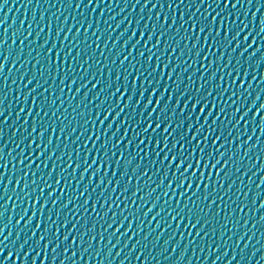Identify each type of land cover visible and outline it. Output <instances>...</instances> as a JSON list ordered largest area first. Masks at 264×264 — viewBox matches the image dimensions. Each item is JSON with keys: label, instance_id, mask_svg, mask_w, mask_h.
<instances>
[{"label": "snow or ice", "instance_id": "obj_1", "mask_svg": "<svg viewBox=\"0 0 264 264\" xmlns=\"http://www.w3.org/2000/svg\"><path fill=\"white\" fill-rule=\"evenodd\" d=\"M149 2L150 0H145L143 8H148ZM189 2L196 11L191 13L187 21L184 19V13L181 12L178 26L176 9L184 5L185 0H179L178 3L172 0L168 3L167 7L172 13L171 18L165 16L161 19L160 14L157 13L156 21L159 22V31L157 24L149 25L147 21L140 27L141 19L139 18L130 21L125 17L119 21L116 28L128 21L127 26L120 33L121 37L128 34V27H132L133 30L127 35V39L123 41L111 63L105 62L102 66L99 60L94 64L89 63L92 55L87 54L88 50H91L93 55L96 50L92 44L86 43L89 29L94 28L92 22H88L85 26L76 21L68 27L67 32L62 26L58 27L57 39L62 32H65L59 47L53 40L51 46L46 48L48 37L45 36L44 42L39 45L40 51L34 58L35 63H33L31 73L22 72L20 75L21 81L27 78V82L22 90H18L22 91L23 95L22 98L17 96L20 107L16 116L18 121L20 115L26 113L21 128H24L27 136L21 134L16 148L24 144L27 139L28 154L25 155V150L21 148L18 153L20 158L16 159L12 151H9V162L16 159L12 174L22 172V175L17 176L15 181L9 178L4 183L2 194H0V199H3L7 195L8 185L12 184L13 195L18 189L20 196L17 200L25 205L16 220L19 230L13 241L14 245L20 241L21 234L25 232V229H29L32 221L35 220L36 223L34 229L30 230L31 234L26 235L25 239L18 243L15 253L9 250L5 255L0 249V264H9V261L11 264H17L18 261L20 264H26L33 250L31 244H34L35 249L40 250L32 256L31 264H37V259L40 260V264H49V251L51 252L50 264H56L60 252H63L66 259H61L59 264H67V261L80 264V260L92 249L94 241L98 245L94 256H99L103 248H107L108 255H111V248L103 244L104 240L107 239L108 244H111L112 237H116L119 243L125 235H128L129 240L132 236L139 235L141 228L138 221L141 217L138 214L150 198L151 207L144 212L143 219H147L149 213H153L159 204L158 210L148 220V223L156 221L157 228L161 227V221L157 218L166 216L170 221L167 224L168 228L172 227L171 222H175L176 230L184 224L186 228L195 230V237L200 238L201 243L205 236L215 231V225L211 229L208 225L216 221L219 216L220 208L217 201H223L236 186V180L230 178L239 174L238 178L242 181L249 171L256 168V164L253 163L245 170L243 161L248 158L249 153L258 148L259 155L255 157V160L264 161V148H260V137L264 136V115H261L264 111V103H260L253 111L256 101L261 98L260 93L253 97L247 107L244 103L251 95L252 88L251 83L247 87L244 83L249 78L248 64L258 54L264 52V44H257L256 40V36L264 34V15L259 18L258 31L255 36L250 30V25L257 20V13L260 12L261 7H264V4H260L257 0L259 6L252 13V20L245 23L240 20L238 8L240 0H223V7H221V0H189ZM246 2L251 3V0H246ZM136 3H139V0H136ZM82 4L83 0H77L75 7L79 9ZM157 6L163 8L160 0H156L152 8ZM88 7L95 12L96 8L101 7V3L87 0V5H84L85 10ZM201 7H204L203 13H200ZM152 8L149 9V13ZM198 13L199 18L194 19ZM100 15L103 16V11ZM243 15L247 16V11ZM40 20L43 24V15ZM148 20H151V15ZM23 23L21 21L22 26ZM45 27L51 33V21L36 30L32 43H36L41 33L45 31ZM73 28L76 30L73 40H78L81 28H83L85 37L83 43L86 44V48H80L78 42L67 45L68 51L65 52L64 41L68 40V33H71ZM99 31V21H97L92 31V35L97 37L96 41H93L96 48H99V36H97ZM182 31L183 35H181ZM6 32L7 29H5ZM30 36H32L31 24L27 35L20 40V51L6 52L3 56L4 62L11 57L15 64V61L21 58L25 41ZM154 36L155 43H152ZM109 38H111L110 35ZM161 41H163L162 47ZM189 41H191L190 45ZM3 43L4 41H0V47ZM254 45L255 49L249 51ZM74 47L77 48L75 57L72 56L71 51ZM125 47L128 48V54L120 59ZM137 48L139 51H136ZM214 49L220 51L219 56L216 55ZM169 50L170 54L165 57V53ZM33 51L35 49L29 46L27 54L31 56ZM134 51H136L135 57H133ZM81 52L85 53V59L78 67H84V71L77 77L72 65L77 64ZM177 52L179 54L173 64L172 54ZM101 56H104L103 51H101ZM186 56L191 58V63L183 59ZM117 60H119L118 65ZM262 60H257V65ZM198 61L200 68L196 67ZM205 61H207V67L204 64ZM221 61H223V66L214 68ZM125 62H128L127 68L124 67ZM27 63L29 61L25 60V64ZM181 64L185 65L182 69H180ZM37 65L40 67L37 68ZM94 67L95 71H93ZM189 69H191V74L187 76L185 82L183 77ZM225 69H228L226 74ZM3 70L4 63L0 62V73H3ZM113 71H115L114 78H112ZM197 72L200 75L198 79H194L197 77ZM217 73L220 75L218 76ZM97 76H101L102 79H97ZM57 77H59L58 89L56 87ZM85 77H90L87 83L83 82ZM78 79L81 81L79 84ZM251 79H256L255 72ZM162 81L163 87H161ZM89 84L91 88L88 87ZM74 86L75 93L73 94ZM66 89L69 95L68 108H72V112L68 115L64 114L68 112V108L60 112L64 103L61 101V96L65 95ZM57 92L59 94H56ZM29 97H31L30 101ZM72 101H75V107ZM58 102L59 107H57ZM33 109H35L34 117ZM249 113H251V123L254 125L251 128V135L248 134ZM49 114L54 119L45 122ZM0 117H4L2 110H0ZM28 117H32L30 130ZM257 117L260 120L259 125H255ZM56 121H60L59 125ZM0 124H7V118L0 119ZM241 124L244 126L243 130L240 128ZM257 127L260 132L259 136L256 135ZM78 128L81 131L77 135ZM129 130H131V138L125 142V138L129 137ZM2 136L3 130L0 128V137ZM45 136H47L46 140ZM54 136L57 141L55 144L53 143ZM61 136L65 141L63 147L59 143ZM73 136L75 138L71 140L72 145H78L83 140V161H81V148L79 146L69 148L68 146V140ZM253 136H256V142L250 143ZM122 144L123 149L116 151L121 148ZM241 149H243V154H241ZM57 151L59 155L56 154ZM33 152L36 153L34 158ZM89 156H91V162H89ZM41 157L44 158L43 162L37 163L41 161ZM54 157L55 160L49 167L47 162L53 161ZM65 157H67L65 166H60V161ZM0 159H3L2 155ZM33 164L36 165L35 170L30 172ZM0 167L7 168L8 164L5 163ZM42 167L48 169L46 174H40ZM109 168L112 169L111 177L108 174ZM102 169L104 170L103 175H101ZM261 171H264V163H261L260 168L252 174L255 176ZM77 172H79L78 180L76 179ZM53 174L56 175V179L54 183H49ZM4 175L5 173L0 172V177ZM85 176H87L86 183ZM153 176L159 177L155 187H151L154 182ZM94 180L95 184H93ZM38 181H42V184H38ZM225 183H227V190H225ZM81 185H83L82 188H80ZM260 185H264V177L256 186L257 193L252 201L253 204L256 198L264 199L259 192ZM57 188L60 189L59 195H57ZM77 188H80L78 195ZM160 188H163L162 193L156 195ZM69 189H71L70 194ZM97 189H100L99 193ZM145 189L148 190L145 191ZM46 191L47 196H45ZM140 193L143 195H139ZM239 193L240 188L237 187L234 195L238 196ZM138 195L139 204H137ZM62 197L64 202L60 203ZM162 198L165 199L160 204ZM8 200H11V197L0 204V209L7 208ZM29 200H31L30 204ZM81 200L82 203H76ZM49 201L51 202L50 208L48 207ZM37 204L39 209L36 207ZM89 204H91V215H89ZM121 204H124L123 209L120 208ZM69 205H74V207L70 209ZM98 205L99 212H97ZM113 205L115 209H119V213L114 210ZM133 205H135L134 210ZM213 205H217L215 213L212 212ZM260 207L264 208V202ZM29 208H31V214H29ZM46 208L48 209L47 215H45ZM13 211H15V206ZM240 211L243 212V207ZM81 212L84 214L80 215ZM118 215L119 219H117ZM25 217H27L26 220ZM227 219L231 217H226ZM21 221H25L22 228L19 227ZM126 221L127 228L121 232ZM260 221L264 222V216L260 217ZM11 222L12 217L9 216L8 224ZM133 223H137V230L129 235ZM8 224L4 227H8ZM225 226L226 224H220L221 237L224 235ZM98 227L100 231H97ZM109 229L113 231L109 232ZM152 231L154 232L155 229ZM2 234L3 228H0V235ZM11 235L12 233L9 232V236ZM149 235L151 232L146 233L143 239L146 241ZM188 235L192 236V232ZM3 239L7 240L8 237ZM239 239H243V236L238 237V241ZM167 243L168 241L165 240V244ZM189 243H195V240H189ZM136 244L139 245L140 241L137 240ZM100 245H103V248ZM25 246H28L27 250ZM115 246L112 245V247ZM124 246L127 247V243ZM73 248L76 250L72 251L71 256H67L69 250ZM41 251L43 256H41ZM78 252L80 257L77 259ZM21 253H23V258H21ZM116 255L119 256L120 253L117 252ZM232 260H235V256ZM232 260H229L228 264H232ZM100 264H103V261H100ZM121 264L124 262L121 261ZM213 264L217 262L213 261Z\"/></svg>", "mask_w": 264, "mask_h": 264}, {"label": "water", "instance_id": "obj_2", "mask_svg": "<svg viewBox=\"0 0 264 264\" xmlns=\"http://www.w3.org/2000/svg\"><path fill=\"white\" fill-rule=\"evenodd\" d=\"M96 3H101V7L96 8L95 12L92 11L91 7H88L87 10H85L84 5H87V0H83V4L78 9L75 7V4L77 3V0H0V41H4L3 46L0 47V62L4 63V70L3 73H0V104H2V107H0V110L4 111V117H0V119L7 118V124H0V128L3 130V136L0 137V155L3 156V159H0V165H3L5 163L8 164L7 168L0 167V172L5 173L3 177H0V194H2V189L4 187V183L7 182L9 178H11L13 181H15L16 177L19 175H22V172H17L16 175H13V166L16 164V159H19L18 153L20 152V149L25 150V155H27V139H25L24 144L20 145L19 148H16V145L19 144L20 136L23 134L24 136H27V132L24 130V128H21V125L24 123L25 115L26 113H23L20 115L19 120L17 121L16 113L19 110L20 107V101L17 99V96H20L22 98V90L24 88V84L27 82V78H25L23 81H21L20 75L22 72L31 73L33 63H35V56L38 51H40L39 45L44 42L45 36L48 37V44L45 45V47L51 46V43L53 40H55L57 47L60 46V41L63 40V37L65 35V32H67V29L70 25H72L74 22L78 21L81 24H86L88 22H92L93 26L95 28V24L97 21H99V29L100 31L97 33V36H99V48H96V44L93 43V41H96L97 37L92 35L93 29H89L88 37L86 38L87 44H92V47L95 50V54H92L91 50H88L87 54L92 55V60L89 62L90 64H94L95 61L99 60L101 61V66L103 63H111L112 59L116 56V53L119 51L121 44L124 40L127 39V35L131 34L133 28L128 27V34L121 37L120 33L123 32L124 28L127 26L128 21H125V23L121 24L119 28H116V24L123 20L125 17L128 18L130 21H135L136 19H141V25L143 26V23L147 21L149 25L151 24H157V30L159 31V22L156 21V15L157 13L160 14L161 19L163 17L168 16L171 18V10L167 7L168 3H171L172 0H160V4L163 5V8L161 9L160 6H157L156 8H152V5L156 3V0H150L148 4V8H143V5L145 3V0H139V3H136V0H95ZM178 3L179 0H176ZM260 4H264V0H259ZM259 6L257 4V0H251V3L246 2V0H240V4L238 5L239 11H240V20L245 21L247 23L248 21L252 20V13L256 11V7ZM206 7V5H205ZM221 7H223V0H221ZM143 8V11L141 9ZM152 8L151 13H149V9ZM101 11H103V16L100 15ZM196 9L194 6H192L189 2V0H185V4L181 5L180 8L176 9V20H177V26L180 22V13H184V19L187 21L189 16L192 12H195ZM247 11L248 15L245 16L243 13ZM204 12V7L200 8V13ZM81 13H83V16H81ZM43 15L44 21L43 24H41L40 17ZM149 15H151V20H148ZM261 15H264V7L260 8V12L257 13V20L250 25V30L253 31V36H255L256 31H258V24H259V18ZM111 17H115V19H111ZM199 18V13L197 14L194 19ZM21 21H23V26L21 25ZM51 21L52 23V29L51 33L48 32V29L45 27V31L41 33L38 40H36V43H32V40L35 39L36 36V30H38L39 27L47 25ZM107 21V23H105ZM31 24L32 27V36L28 38V40L25 41L24 44V52L21 54V58L18 61H15V64L13 63V60L11 57H9L7 62H4L3 56L6 52L12 51L13 53L19 52L21 48L20 40L23 39L25 35H27L29 31V25ZM63 27L65 29V32H62L60 34V37L56 38V30L58 27ZM187 27V25H186ZM5 29H7V32L5 33ZM105 29H109V31H105ZM16 34L15 36L13 34ZM183 31L181 32V35H183ZM76 35L75 28L72 29L71 33H68V40L64 41L65 45V52L68 51L67 45L69 44H75L79 42L80 48H86V44L83 43L85 41L83 28H81V34L78 40H73V37ZM109 35L111 38H109ZM146 38V37H145ZM250 37V41H251ZM13 40H15V44H13ZM257 44H264V34L261 36H256ZM152 43H155V36L153 37ZM191 44V41H189V45ZM106 45V46H105ZM29 46L32 49H35V51L32 52V55L29 56L28 48ZM163 46V41H161V47ZM183 46V42H182ZM142 47V45H141ZM243 47V45H241ZM255 49V45L253 49H250L249 51H253ZM111 50V52H109ZM72 56L75 57L77 53V48H72ZM101 51L104 52V56H101ZM136 51H139V48H137ZM136 51L133 52V57L136 56ZM216 51V55H220V51L218 49H214ZM128 54V48L125 47L123 54L121 55L120 59L123 58V56H126ZM170 54L169 52L165 53V57H167ZM179 53L172 54L173 64L176 62V56ZM203 55V54H202ZM226 56V54H225ZM262 56H264V52L257 55L255 59L249 62L248 64V80H245V86L249 83H251L252 88L250 90L251 95L248 97L247 101H244L245 107H247L251 102L253 97L257 95V93H260V100L256 101V106L253 108V111L256 110V107L259 106L260 103H264V60H262ZM105 57L107 60L105 61ZM147 57V52L145 53V59ZM210 58H213L210 56ZM85 59V53L81 52L80 58L77 62V64H73L72 68L75 70L76 76H80L83 71L84 67H78V65L83 64V60ZM132 59V58H130ZM183 59H186L188 63H191V58L186 56ZM25 60H28L29 63L25 64ZM257 60H262V62L257 65ZM143 61H141L142 63ZM70 63V61H69ZM119 64V60H117V65ZM205 67H207V61L204 62ZM185 65L181 64L180 69H182ZM223 61L220 62L219 65H215V67H222ZM40 66L37 65V68ZM125 68L128 67V62H125L124 65ZM139 67V65H137ZM197 68H200L199 61L196 64ZM180 69H177V71H180ZM93 71H95V67L93 68ZM107 71V70H106ZM123 70H121L122 72ZM228 71V69H225V74ZM134 72V70H133ZM255 72L256 79L252 80V74ZM191 74V69H189V72L186 73L183 77L185 82L187 81V76ZM200 73L197 72V77L194 79H198ZM219 76L220 73H217ZM115 76V71H113V77ZM6 78V79H5ZM90 77H85L84 81L87 83L88 79ZM175 78V76L173 77ZM97 79H102L101 76H97ZM131 80V77L129 78V82ZM95 82V81H93ZM49 83H51V80L49 79ZM67 84V81L65 82ZM77 83H81V81L78 79ZM31 87V86H29ZM44 87H48V85H44ZM56 87L58 89L59 87V77H57L56 80ZM89 88H91V84L88 85ZM161 87H163V81L161 82ZM183 87V86H182ZM75 93V86L73 87V94ZM56 94H59L58 92ZM83 92L81 93V95ZM47 95V93L45 94ZM7 97V99H5ZM226 98V97H225ZM79 99V97L77 98ZM145 99H147V96H145ZM31 100V97H29V101ZM61 101H63V107L60 108V112H64V108H68V101H69V95L67 93V89L65 90V95L61 96ZM73 107H75V101L71 102ZM123 103V102H122ZM133 103H135V100H133ZM60 104L58 102L57 107H59ZM79 111V110H77ZM72 112V108H68V112L64 113L65 115H68ZM57 115H60V113H57ZM261 115H264V111L261 112ZM35 116V109H33V117ZM52 118L51 114H49V117L46 118L45 122L51 121ZM69 120H71V116H69ZM249 127H248V134L251 135V128L254 126L251 123V113H249ZM29 121V130L30 125L32 121V117H28ZM60 121H56V124L59 125ZM67 123V121H65ZM129 123H131V120H129ZM260 120L259 117H257L255 121V125H259ZM241 130H243L244 126L241 124L240 126ZM15 131V135H14ZM81 129H77V135ZM121 132H123V129H121ZM256 135L259 136V128L257 127ZM34 138V137H33ZM75 137H70L68 140V146L69 148H75L79 146L81 148V161H83V140H81L78 145H72L71 140ZM131 138V130H129V137L125 138V142L127 139ZM243 138V137H242ZM47 139V136H45V140ZM56 138L53 137V143L55 144ZM256 142V136H253V139L250 143ZM61 147H63L65 141L63 136H61L59 141ZM89 146H91V142H89ZM260 148H264V136L260 137ZM123 149V144L121 145L120 149H117L116 151H120ZM9 151H12L13 157H16V159H12L9 162L8 153ZM131 151V150H130ZM59 155V151L56 153ZM241 154H243V149H241ZM36 153L33 152L32 156L35 157ZM259 155V148L255 150L254 152L249 153L248 158H246L243 161V165L245 170L253 163L256 164V168L252 169V171L248 172L247 176L243 177V180L241 181L238 177L239 174H236L232 176L231 180H236V186L232 188V191L229 193V196H226L223 201L218 200L217 204L220 208L219 216L217 217L216 221H213L212 224L208 225V228L211 229L213 225H215V231L210 232L209 235L205 236L203 238V243H201L200 238L195 237V230L191 228H186L184 224H181L179 230H176V224L175 222L172 223V227L168 228L167 224L170 222L168 221L167 217H158L157 220L161 221V227H156V221H152L151 223H148V220L151 219V216L154 214L156 210L159 208V204L157 205V209L153 210V213H149V216L147 219H143L144 212L147 211L148 207H151V198L145 203L144 207L141 208L140 213L138 214L141 219L138 221L139 226L141 228V231L139 235L132 236V239L129 240L128 235L123 236L119 243H117L116 237H112L111 244H108V240L105 239L103 244L107 245L109 248H111V255H108L107 248H103V245H100V247L103 248V251L99 256H94L93 254L96 252L97 249V243L94 241L92 249L89 253L84 255V258L80 260V264H100V261H103V264H121V261L124 262V264H213V261H216L217 264H228L229 260H232V257L235 256V260H232V264H264V222L260 221V217L264 216V208H261L260 205L262 202H264V199L262 198H256L255 204H253V199L256 197L257 193V185L260 184L261 178L264 177V171L259 172V174L253 176L252 172L257 171L261 163H264V161L257 162L255 160V157ZM45 156H47V153H45ZM43 157H41V161H37V163L43 162ZM73 159H75V156L73 155ZM55 160V157L53 158V161H48V166L51 167L53 162ZM67 157L64 158V160L60 161V166H65ZM89 162H91V156H89ZM147 163V161L145 162ZM21 168L23 166H20ZM36 165L33 164L31 171L35 170ZM95 167V166H93ZM46 168L42 167L40 174H46L47 173ZM69 173H71V169L68 170ZM103 169L101 170V175H103ZM153 171H155V168H153ZM112 169H108L109 177H111ZM151 175V173H149ZM223 175V173H221ZM31 178V177H30ZM56 179V175L53 174L51 179L49 180V183H54ZM76 179H79V172H77ZM147 179V177H145ZM249 179H251V183H249ZM153 184L151 187H155V183L159 181L158 176H153ZM87 182V176H85V183ZM63 183V182H62ZM96 181H93V184H95ZM143 184V181H141ZM167 183V181L165 182ZM38 184H42V181H38ZM83 185L80 186L82 188ZM237 187L240 188L239 195H234L236 193ZM80 188L76 189L77 195L79 194ZM109 190H111V186H109ZM148 189H145L147 191ZM225 190H227V183H225ZM57 195L60 194V189L57 188ZM100 189H97V193H99ZM163 191V188H160L157 190L156 195H160ZM71 189L68 190V193L70 194ZM259 192L261 194V197H264V185H260ZM245 193H247V196H245ZM119 193H117L118 195ZM139 195H143V193H140ZM139 195L137 197V204L140 203L139 201ZM20 196L19 190L17 189L15 195H13V185H8V191L7 195L3 197V199H0V204H3L5 200L8 199V197H11V200H8V205L6 209H0V228H3V234L0 235V249L4 251V254L7 255L8 251L11 250L13 253L16 252V247L18 246L19 242H22L25 239L26 235H30L31 229H34L36 221L33 220L32 224L29 226V229H25V232L21 234L20 241L17 242L16 245L13 244V241L16 239V234L18 232V227L16 225V220L18 219L20 213L23 211L25 205L23 202L18 201L17 197ZM45 196H47V191L45 192ZM123 199V198H122ZM165 198H162L160 201V204L163 203V200ZM235 201V203H233ZM64 199L61 198L60 203H63ZM31 203V200H29V204ZM77 204L82 203L81 201H76ZM246 205V206H245ZM15 206V211H13V207ZM37 209H39V205L37 204ZM48 207H51V202H48ZM74 207V205H69V208L71 209ZM243 207V212L240 211V208ZM105 208H107V205H105ZM114 210L119 213V209H115V205H113ZM120 208H124V204L120 205ZM135 209V205H133V210ZM167 210V209H166ZM217 210V205L212 206V212L215 213ZM55 211V210H53ZM100 211L99 205L97 206V212ZM29 214H31V208H29ZM48 214V209H45V215ZM84 213H80V215H83ZM91 204H89V215H91ZM125 215H127V212H125ZM12 217L11 224H8V217ZM109 216H111V213H109ZM231 217V219H227L226 217ZM239 218V219H238ZM27 217H25V220ZM117 219H119V215L117 216ZM211 219V217H210ZM218 221V222H217ZM25 221H21L19 227H23ZM226 224V226L223 229L224 235L221 237L220 235V224ZM6 224H8V227H4ZM255 225V227H253ZM127 228V221L125 222L124 228H121V232H124ZM152 229H155L153 232ZM137 230V223H133L132 228L129 230V235L132 233H135ZM97 231H100V228H97ZM113 231V229H109V232ZM9 232L12 233L11 236H9ZM151 232V235L148 236V239L145 241L143 239L144 235L146 233ZM192 232V236H189L188 233ZM160 233H163V235H159ZM39 234V233H38ZM181 234H183V238H181ZM159 235V239H157V236ZM243 236V239H239L238 237ZM4 237H8L7 240H4ZM171 237V239H169ZM230 237V239H229ZM195 240V243H189V240ZM137 240L140 241V244L137 245ZM165 240L168 241L167 244H165ZM127 243V247L124 245ZM31 244V242H30ZM112 245H116L115 247H112ZM247 245V247H245ZM32 246V252L31 255L28 257V260L26 264H31L32 256L36 255L37 250L35 249L34 244H31ZM87 245L85 244V247ZM135 246V250H133ZM63 247V246H62ZM28 249V246H25V250ZM175 249V250H173ZM76 249L73 248L69 250L67 253V256H71L72 251H75ZM119 252L120 255L117 256L116 253ZM139 255V259H137V256ZM41 256H43V252L41 251ZM80 257V253H77V259ZM219 257V260L217 258ZM21 258H23V253H21ZM61 259H66L63 252L58 253V257L56 260V264H59V261ZM51 262V252L49 251V264ZM9 264H11V261H9ZM17 264H20L18 261ZM37 264H40V260L37 259ZM67 264H72L71 261H67Z\"/></svg>", "mask_w": 264, "mask_h": 264}]
</instances>
